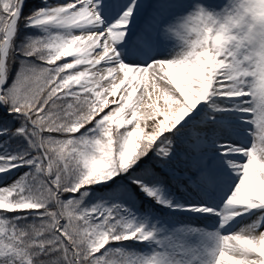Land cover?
<instances>
[{"label": "snow or ice", "instance_id": "snow-or-ice-1", "mask_svg": "<svg viewBox=\"0 0 264 264\" xmlns=\"http://www.w3.org/2000/svg\"><path fill=\"white\" fill-rule=\"evenodd\" d=\"M38 3L0 0V264H189L184 233L136 217L141 195L216 218L202 264H264V0ZM173 34L171 57L122 61ZM229 114L247 143L219 131ZM180 167L231 182L215 204L163 198Z\"/></svg>", "mask_w": 264, "mask_h": 264}, {"label": "bare ground", "instance_id": "bare-ground-1", "mask_svg": "<svg viewBox=\"0 0 264 264\" xmlns=\"http://www.w3.org/2000/svg\"><path fill=\"white\" fill-rule=\"evenodd\" d=\"M182 41L177 45L176 49L171 52L169 57L172 56L174 51H179ZM121 58L123 62L143 64L148 60L147 54L142 49L138 48H120ZM168 57V58H169ZM149 61V60H148ZM147 61V62H148ZM209 124L210 121H207ZM240 125V123H239ZM179 177L173 183V187L167 191L165 195L167 199L172 201H179L181 204L186 201H201L208 200L209 203H218L219 195L222 190L227 187L231 182L228 174L222 173L217 184L212 188L206 185H200L199 189L190 182L189 177L192 172L186 168L180 167L177 169ZM224 176L228 177L226 179ZM110 189H104L102 186H96L95 192L90 190L93 196H99L100 193H105ZM153 217L150 220V228H154L158 233L160 228L157 225H162L164 231L173 232L175 236H180L184 233L183 242L195 249L194 255L191 257L189 264H202L203 253L206 248L211 247V240L208 237L217 231L218 221L215 217H201L186 212H171L169 209L161 210L157 206L151 208ZM239 219V218H238ZM248 220H240L239 223L234 222L235 226L231 227V231H236ZM149 247V245H146ZM150 248V247H149Z\"/></svg>", "mask_w": 264, "mask_h": 264}, {"label": "rangeland", "instance_id": "rangeland-1", "mask_svg": "<svg viewBox=\"0 0 264 264\" xmlns=\"http://www.w3.org/2000/svg\"><path fill=\"white\" fill-rule=\"evenodd\" d=\"M146 3H150L152 2V0H145ZM227 2V0H207V4L213 9L215 10V12H219L225 5V3ZM145 23V20L143 18V16H139L137 17L136 20V24L135 27L139 28L142 27ZM181 38L179 35H170L169 37H167L166 39H164L163 44L152 48V52L151 49H146L143 47H139L141 49H144L145 52L149 51V57L148 59L151 58H155V59H163V58H168L169 55L171 54V52L173 50L176 49L177 45L181 42ZM70 59V58H69ZM126 64H132L129 62H125ZM138 64V63H136ZM201 117H199L198 119L205 121V124H209L207 121V116L209 115V110L207 108V106H204V110L201 113ZM219 119V117H218ZM240 123V119L238 118V116H236L235 114H229L224 118V123L222 126H219V131L221 132L222 135L228 137V138H234V141H238L240 143H247L248 142V138L244 135V133H242L241 127L239 125ZM167 176V174H165V177ZM178 174L177 172L175 173V177H177ZM226 179H228V177L224 176ZM173 178V177H172ZM172 184H170L169 182L167 183L164 179L163 183L161 184V196L163 198L166 199V197L164 196L166 191L171 189ZM105 193H100L99 196L104 195ZM91 196H93L92 194H90ZM97 196V195H96ZM95 202V201H93ZM139 202V201H138ZM138 202L136 205V209H134L133 211L135 212V215L137 218H142V222L148 224H150V219H151V211H150V204H147L144 206V204H142V209H140L138 207ZM173 235H175L174 233H172ZM160 243H165L164 240H161ZM127 247L133 249L135 252L137 253H142L147 255L149 253V248L143 246V245H135L132 244L131 242H129V244L127 245Z\"/></svg>", "mask_w": 264, "mask_h": 264}, {"label": "trees", "instance_id": "trees-1", "mask_svg": "<svg viewBox=\"0 0 264 264\" xmlns=\"http://www.w3.org/2000/svg\"><path fill=\"white\" fill-rule=\"evenodd\" d=\"M39 6V3L35 0H32V2L27 1L25 4V15L28 13V10L33 8V7H37Z\"/></svg>", "mask_w": 264, "mask_h": 264}]
</instances>
